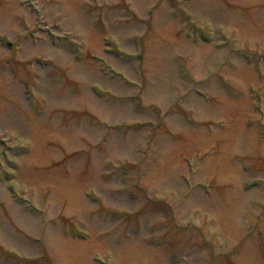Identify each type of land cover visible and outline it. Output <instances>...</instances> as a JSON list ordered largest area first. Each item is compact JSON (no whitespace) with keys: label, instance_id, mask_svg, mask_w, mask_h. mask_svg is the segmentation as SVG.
<instances>
[{"label":"rangeland","instance_id":"374dc122","mask_svg":"<svg viewBox=\"0 0 264 264\" xmlns=\"http://www.w3.org/2000/svg\"><path fill=\"white\" fill-rule=\"evenodd\" d=\"M0 246L264 264V0H0Z\"/></svg>","mask_w":264,"mask_h":264},{"label":"flooded vegetation","instance_id":"af4514ba","mask_svg":"<svg viewBox=\"0 0 264 264\" xmlns=\"http://www.w3.org/2000/svg\"><path fill=\"white\" fill-rule=\"evenodd\" d=\"M8 43V42H7ZM8 45H11L10 43H8ZM2 246H0V252L2 253V254H9V251H7V250H4L3 248H1ZM43 258H46V256H44L43 255Z\"/></svg>","mask_w":264,"mask_h":264}]
</instances>
